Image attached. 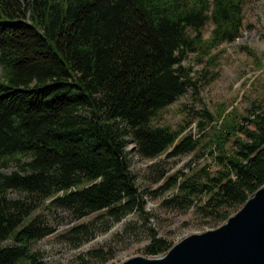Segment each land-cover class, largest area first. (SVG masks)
I'll return each mask as SVG.
<instances>
[{"label": "trees", "instance_id": "trees-1", "mask_svg": "<svg viewBox=\"0 0 264 264\" xmlns=\"http://www.w3.org/2000/svg\"><path fill=\"white\" fill-rule=\"evenodd\" d=\"M245 2L0 0V264H46L31 243L54 231L32 216L34 201L12 199V190L51 199L79 218L106 210L118 222L142 210L131 142L144 158L167 150L170 157L213 155L214 172L206 163L161 173L160 194L172 191L167 206H196L226 221L264 185V100L226 118L214 138L155 124L189 87L199 92L189 55L203 62L242 34ZM198 113L204 131L215 118L207 107ZM10 161L18 169L7 173ZM171 246L152 231L146 252ZM80 258L77 264H96L108 255Z\"/></svg>", "mask_w": 264, "mask_h": 264}, {"label": "rangeland", "instance_id": "rangeland-1", "mask_svg": "<svg viewBox=\"0 0 264 264\" xmlns=\"http://www.w3.org/2000/svg\"><path fill=\"white\" fill-rule=\"evenodd\" d=\"M244 13L242 34L236 40L218 45L202 58L203 62H198L194 54L189 55L185 65H192L191 77L196 81L199 92L189 87L186 94L162 111L155 124L169 125L175 130L186 125L182 135L199 137L205 133L214 138L219 130H223L226 118H235V114H243L253 101L264 100V0H246ZM212 28V22L205 26L206 39L211 37ZM205 107L214 115L215 121L202 131L199 126L202 118L198 112ZM127 150L144 207L141 210L137 206L118 222L113 221L106 210L79 218L72 210L55 204L51 199L29 196L17 190L8 193L12 199L34 201L36 209L32 216L41 217L54 230L31 243L32 249L43 255L46 264H77L81 256L92 257L96 250H103L108 255L105 261L95 259L96 264H119L136 255L155 257L146 252L152 231L174 245L192 233L217 228L226 222L206 217L196 206H167L164 202L171 197L172 191L160 194L161 185L165 182L160 178L162 172L167 175L174 174L176 170L191 173L206 163L214 172L217 164L213 155L204 158L193 154L170 157L167 150L155 158H144L137 153L134 142L129 143ZM17 169L15 161H10L3 168L7 173ZM82 225L85 227L81 229L85 232L88 229V232L76 230Z\"/></svg>", "mask_w": 264, "mask_h": 264}, {"label": "water", "instance_id": "water-1", "mask_svg": "<svg viewBox=\"0 0 264 264\" xmlns=\"http://www.w3.org/2000/svg\"><path fill=\"white\" fill-rule=\"evenodd\" d=\"M119 264H264V185L219 227L192 233L165 254Z\"/></svg>", "mask_w": 264, "mask_h": 264}]
</instances>
